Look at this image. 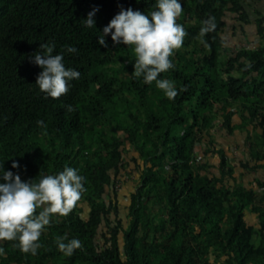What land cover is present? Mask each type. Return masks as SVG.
<instances>
[{"label":"trees","instance_id":"obj_1","mask_svg":"<svg viewBox=\"0 0 264 264\" xmlns=\"http://www.w3.org/2000/svg\"><path fill=\"white\" fill-rule=\"evenodd\" d=\"M181 3L176 22L187 35L170 58L174 67L160 74L177 89L169 100L155 81L132 75V48L114 45L110 34L107 47L97 43L121 8L150 15L155 0H0V163L22 181L69 166L85 177L80 200L67 216H53L36 254L0 241V264H264V178L240 183L212 137L218 123L226 134H245L240 165L264 172L262 20L255 48L231 54L223 36L228 14L249 25L245 6L264 0ZM94 8L89 29L84 19ZM209 18L210 49L200 38ZM45 43L80 72L59 99L35 85L42 69L31 58ZM134 175L124 223L115 186ZM65 234L82 242L71 256L56 244Z\"/></svg>","mask_w":264,"mask_h":264},{"label":"clouds","instance_id":"obj_2","mask_svg":"<svg viewBox=\"0 0 264 264\" xmlns=\"http://www.w3.org/2000/svg\"><path fill=\"white\" fill-rule=\"evenodd\" d=\"M98 8H94L84 19V26L95 28L93 19ZM183 12L181 0H155L150 15L131 7L121 10L103 27L97 43L107 47L105 37L110 34L114 45L125 44L135 53L134 77L143 78L145 84L155 81L165 97L172 100L177 89L172 80L163 78L174 67L172 60L175 51L180 49L187 35L185 28L177 23ZM213 18L203 22L200 29L201 43L207 45L205 35L215 29ZM43 51L32 56L31 62L42 71L35 85L46 97L59 99L69 92L71 81L79 79L80 72L68 68L63 53L53 54L55 44H40ZM67 53H77L75 46H65ZM72 110V106H67ZM37 121V124H42ZM13 168L19 164L12 163ZM0 241H16L22 252L36 254L38 243L45 226L50 225L53 216H67L85 191V177L73 167H65L56 174H48L34 182L22 181L18 174L5 171L0 163ZM39 212L37 214V210ZM58 250L71 256L76 249L82 248L78 238L68 239L67 235L56 239ZM4 249L0 247V256Z\"/></svg>","mask_w":264,"mask_h":264},{"label":"rangeland","instance_id":"obj_3","mask_svg":"<svg viewBox=\"0 0 264 264\" xmlns=\"http://www.w3.org/2000/svg\"><path fill=\"white\" fill-rule=\"evenodd\" d=\"M246 13L249 17V25H242L238 22L237 16L228 14L225 18L227 29L224 33V39H226V46L230 50L231 54L244 47L255 48L260 44L259 37L257 35V21L262 20V26L264 27V3L254 5L252 7L245 6ZM243 26V30L240 27ZM234 122L238 123V118L234 117ZM214 143L217 149H222L227 154L228 158L233 162L235 167V174L238 177V181L244 186L248 187L255 179L264 178V172H250L247 169H243L240 164L246 161V146H245V134L236 131L234 135L226 134L221 129V124L218 123L213 130ZM206 138V144L209 141ZM200 149V148H199ZM201 151V150H200ZM199 153V151H197ZM200 154V153H199ZM209 155L207 158H209ZM199 162H202L205 157L197 156ZM201 157V159H200ZM212 158V156H211ZM210 158V160H211ZM206 159V158H205ZM216 159L213 161L215 162ZM243 176L242 178L240 176ZM136 177L126 178L124 182L117 183L115 191H117V203L120 208V217L124 220L126 216V206L129 203V197L134 192L136 186ZM251 223H255L254 217H248Z\"/></svg>","mask_w":264,"mask_h":264}]
</instances>
